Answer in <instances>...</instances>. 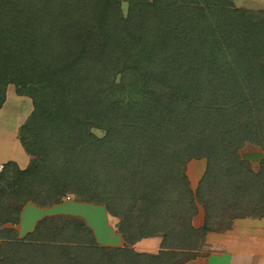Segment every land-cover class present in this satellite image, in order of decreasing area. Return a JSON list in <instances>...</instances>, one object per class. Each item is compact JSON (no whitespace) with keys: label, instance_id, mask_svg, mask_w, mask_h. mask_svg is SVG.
<instances>
[{"label":"trees","instance_id":"obj_1","mask_svg":"<svg viewBox=\"0 0 264 264\" xmlns=\"http://www.w3.org/2000/svg\"><path fill=\"white\" fill-rule=\"evenodd\" d=\"M9 84L32 103L17 136L30 160L0 167V264H181L225 211L264 216V157L255 171L238 152L264 149V9L128 0L124 16L121 0H0V108ZM200 158L192 190L185 167ZM68 194L116 217L124 246L98 245L76 217L22 238L4 226L27 201ZM156 235L157 253L132 249Z\"/></svg>","mask_w":264,"mask_h":264},{"label":"crops","instance_id":"obj_2","mask_svg":"<svg viewBox=\"0 0 264 264\" xmlns=\"http://www.w3.org/2000/svg\"><path fill=\"white\" fill-rule=\"evenodd\" d=\"M232 1L237 7L246 10L264 9V0ZM18 131L11 134L8 141L5 134L0 135V143H3L0 152L7 149L10 152L14 149L19 153L13 159L3 160L0 158V167L7 161L15 162L21 169L28 165L30 158L17 138ZM203 172L202 170L198 172L196 181ZM189 177L188 174L191 186ZM68 215L83 220L91 228L94 240L98 245L124 246V239L117 231L118 219L116 217L111 216L101 204L76 200L69 194L61 202L47 206H39L32 201H27L21 208L18 223L14 225L6 223L4 226L14 228L17 237L22 238L31 233L42 219ZM203 219V210L198 206L197 213L192 217L191 223L195 228H200L203 225ZM160 242L161 237L158 235L144 237L134 242L131 247L136 252L155 254L160 249ZM200 246L199 255H195L181 264H264V216H255L246 211H238L234 216L227 210L210 226Z\"/></svg>","mask_w":264,"mask_h":264},{"label":"rangeland","instance_id":"obj_3","mask_svg":"<svg viewBox=\"0 0 264 264\" xmlns=\"http://www.w3.org/2000/svg\"><path fill=\"white\" fill-rule=\"evenodd\" d=\"M121 11H122V14L126 16L128 12V0H121ZM14 90L15 88L12 84L7 85L6 99L4 101L3 106L0 108V135L2 136L3 134H5L7 141L8 139H10L11 134L13 135L14 133H17L19 126L24 121V119H26V117L32 110V103H31L30 98L26 96H19L15 93ZM91 132L98 137L104 134V130L101 128H97L96 126L91 127ZM2 148H3V143H0V150ZM10 152L8 149L4 150L3 152L1 151L0 158L3 160L13 159V157H17V155H19V153L14 149ZM238 152L242 158L248 159L251 162L252 169H254L255 171L258 170L259 161L264 157L263 148H261L260 146L253 145V144H247V145L245 144L243 147L239 149ZM9 153L11 154L10 157H9ZM204 169H205V159L204 158L190 159L186 163L185 173H186L187 178H188V174L190 176L189 178L191 179L192 185L190 186V183H189V187L192 190L196 189V185L198 182L196 181L197 180L196 177L198 175V172L201 170L204 171ZM69 195H71V198L76 199L73 194H69ZM65 197H67V195ZM74 217L76 216L68 215V218H70V221ZM76 218H79V217H76ZM203 239L200 241V243L203 241ZM200 243L198 247L196 248V250L193 252L196 255L200 254V252L198 251V249L201 247Z\"/></svg>","mask_w":264,"mask_h":264}]
</instances>
